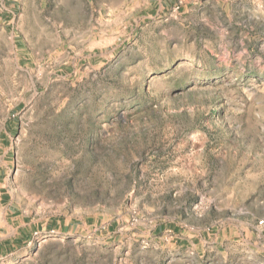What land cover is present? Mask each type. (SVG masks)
Masks as SVG:
<instances>
[{"label":"rangeland","instance_id":"374dc122","mask_svg":"<svg viewBox=\"0 0 264 264\" xmlns=\"http://www.w3.org/2000/svg\"><path fill=\"white\" fill-rule=\"evenodd\" d=\"M264 0H0V264H264Z\"/></svg>","mask_w":264,"mask_h":264},{"label":"built area","instance_id":"2783aa9c","mask_svg":"<svg viewBox=\"0 0 264 264\" xmlns=\"http://www.w3.org/2000/svg\"><path fill=\"white\" fill-rule=\"evenodd\" d=\"M259 224L264 226V220H260Z\"/></svg>","mask_w":264,"mask_h":264}]
</instances>
